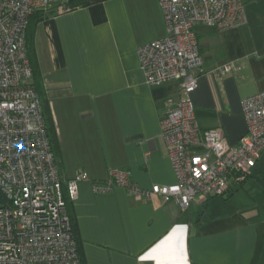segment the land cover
<instances>
[{"label": "crops", "instance_id": "0c3cea01", "mask_svg": "<svg viewBox=\"0 0 264 264\" xmlns=\"http://www.w3.org/2000/svg\"><path fill=\"white\" fill-rule=\"evenodd\" d=\"M68 1V0H65ZM246 22L196 25L203 57L190 93L201 127L221 126L231 145L247 131L242 99L264 90V0H244ZM166 35L159 0H98L56 10L35 26L42 89L50 108L62 180L87 171L71 201L84 264H264V151L221 195L137 197L115 184L113 169L142 187L176 182L161 134L165 99L179 80L147 83L139 47ZM239 67L224 74L225 63Z\"/></svg>", "mask_w": 264, "mask_h": 264}, {"label": "built area", "instance_id": "2783aa9c", "mask_svg": "<svg viewBox=\"0 0 264 264\" xmlns=\"http://www.w3.org/2000/svg\"><path fill=\"white\" fill-rule=\"evenodd\" d=\"M60 0H0V264H82L71 221L66 212L63 185L71 199L78 183L88 180L78 171L66 181L58 170L46 126L40 95L32 83L26 48L29 16ZM166 35L139 47L147 83L179 80L177 96L165 99L161 134L167 144L176 182L142 187L127 170L113 169L96 192L115 184L137 197L159 195L182 208L194 199L221 195L231 176L252 173L264 151V90L242 99L247 131L231 145L221 126L203 128L190 97L198 86L203 57L196 25L218 28L246 22L244 0H159ZM59 4L57 10H65ZM225 63L215 70H235Z\"/></svg>", "mask_w": 264, "mask_h": 264}, {"label": "trees", "instance_id": "16d2710c", "mask_svg": "<svg viewBox=\"0 0 264 264\" xmlns=\"http://www.w3.org/2000/svg\"><path fill=\"white\" fill-rule=\"evenodd\" d=\"M94 1H98V0H60L58 2H54L52 3L50 6L46 7V8H42V9H38L36 11H34L28 19V25H27V30H26V48H27V54H28V58L30 61V64L32 66V83L35 86V88L37 89L40 98H41V102H42V107H43V111H44V118H45V122H46V126L48 129V133L51 137V141H52V148L53 150L55 149V135H54V128H53V124L51 121V114L50 112V108L49 105L47 103L46 97L44 95L43 89H42V77H41V72H40V68H39V62H38V56H37V52H36V46H35V41H34V36H35V26L37 25V23L42 20L43 18H45L46 16H48L51 13H55L59 4H63L65 7V9H70L73 7H76L78 5H85ZM63 191H64V197H65V202H66V212L70 218L71 221V226H72V231L76 240V247H77V252H78V256L81 260V263L84 264L82 256L80 254L79 251V245H78V239L75 233V229H74V225H73V216H72V212H71V201L72 199L69 197L68 193H67V188H66V184L64 183L63 185Z\"/></svg>", "mask_w": 264, "mask_h": 264}]
</instances>
